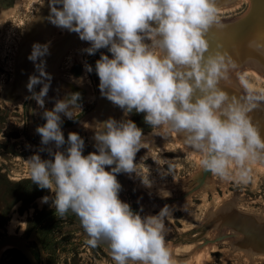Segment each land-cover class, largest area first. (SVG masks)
Instances as JSON below:
<instances>
[{
  "label": "rangeland",
  "instance_id": "obj_1",
  "mask_svg": "<svg viewBox=\"0 0 264 264\" xmlns=\"http://www.w3.org/2000/svg\"><path fill=\"white\" fill-rule=\"evenodd\" d=\"M251 3L254 9L250 12ZM216 5L219 24L206 34L209 48L205 55L224 52L234 65L220 86L229 97L242 99L248 94L241 83L243 77L255 94L264 92V76L249 68L238 76L239 86L233 87L230 82L249 63L264 70V49H256L255 54L247 46L254 39L264 41V0H216ZM49 11V0H0V237L16 234L28 238L39 264H114L102 244L95 248L87 244L88 237L71 212L64 218L51 215L31 234L34 225L54 209L40 202L52 193L31 182L27 160L34 154L52 159L47 150L41 149L57 150L54 144L41 145L35 130L46 123L44 110L79 92L78 104L83 105L73 119L61 114V130L65 140L69 132L83 138V155L96 151L93 136L97 125L110 117L117 121L131 119L143 129L142 149L135 163L140 176L152 181V187H145L135 173H121L117 175L122 185L119 198L141 216L155 215L168 206L163 236L172 264H264V160L247 162L248 183L238 181L235 165L230 167L232 179H221L210 171L204 174L201 154L185 143L182 133L152 129L144 123L143 113L133 111L125 116L122 109L101 95L95 62L102 52L111 58L107 49L89 55L84 49L91 45L83 41L62 54L79 36L75 32L50 44V54L43 57L45 71L52 77L44 108L31 99L26 85L30 75L39 73L27 57L33 43L47 44L51 37H46L57 27L49 21ZM57 29L61 34L62 28ZM251 55L256 58L251 59ZM56 63L58 70H53ZM85 64L93 67L91 73L85 70ZM40 87L37 85L35 91ZM248 117L264 138V103L252 109ZM67 146L59 150L65 151ZM169 165L174 166L171 172ZM106 170L110 168L106 166ZM0 264L30 263L11 245L0 250Z\"/></svg>",
  "mask_w": 264,
  "mask_h": 264
},
{
  "label": "clouds",
  "instance_id": "obj_2",
  "mask_svg": "<svg viewBox=\"0 0 264 264\" xmlns=\"http://www.w3.org/2000/svg\"><path fill=\"white\" fill-rule=\"evenodd\" d=\"M49 9L53 25L90 43L87 54L100 49L111 53L110 58L102 52L95 62L98 87L125 116L143 113L150 128L182 133L185 143L201 154L205 170L228 180L235 165L238 181L249 182L246 164L264 160V138L248 113L264 103V92L255 94L243 77L248 94L242 99L229 97L220 86L234 65L224 52L205 55L206 34L219 24L216 0H49ZM49 54L48 44L33 43L27 57L39 75H30L26 87L42 109L52 80L43 59ZM84 67L93 71L89 64ZM80 99L76 92L57 100L43 111L46 123L35 130L41 145L57 149H41L52 159L34 154L27 160L31 182L52 193L40 202L49 204L56 217L74 214L87 244H105L114 264H172L163 236L168 206L141 216L119 198L117 175L140 176L135 158L142 149L143 129L131 119L110 117L97 125L96 151L83 155V138L69 132L65 140L61 130V114L73 119ZM141 182L152 187L147 176Z\"/></svg>",
  "mask_w": 264,
  "mask_h": 264
},
{
  "label": "bare ground",
  "instance_id": "obj_3",
  "mask_svg": "<svg viewBox=\"0 0 264 264\" xmlns=\"http://www.w3.org/2000/svg\"><path fill=\"white\" fill-rule=\"evenodd\" d=\"M248 1V0H247ZM233 6V5H232ZM231 7V6H230ZM224 8V7H223ZM249 8H250V12H251V10H253L254 9V5L251 3V4H249ZM220 9V8H219ZM261 27V26H260ZM264 28H261V30H263ZM58 30L59 29H57V27L56 28H52L51 29V31H50V33L48 34V36L46 37V38H50L51 37V39L47 42V44L49 45V46H51L50 44H53V43H58V42H60V41H63V40H65L68 36H70V32L68 31V30H66V29H62V33L61 34H59L58 33ZM264 31V30H263ZM44 41V40H43ZM46 41V40H45ZM44 41V42H45ZM66 42V41H65ZM83 41L79 38V36L78 37H76V39L71 43V45H69L66 49H64V51L62 52V54L65 52V50H67L68 48H70V47H74V46H76V45H78V44H81ZM43 44V43H42ZM79 46V45H78ZM247 46H249V48H250V52H254L256 49L258 50V49H260V47L261 48H263L264 49V41H260V40H257V39H254V40H252V41H250V42H248V44H247ZM76 48V47H75ZM252 50V51H251ZM255 54H256V52H254ZM247 55H250V53L249 54H247ZM65 56V55H64ZM254 56L253 55H251V59L253 58ZM254 58H256V57H254ZM250 59V60H251ZM58 63H60V62H58ZM58 63H56L55 65H54V67H53V70H58V68H57V65H58ZM248 66L249 67H244V68H242L243 70H238L237 72H236V75H235V78L233 79V80H230V82L233 84V87H237V86H239V80L241 79H239L238 80V76L240 75V74H242V72H244V70L245 69H248L249 68V70H251V71H254L255 72V74H257V75H263L264 76V70L263 69H260L259 67H257L256 65H253V64H251V63H249L248 64ZM248 71V70H247ZM60 77V76H59ZM229 77V76H228ZM72 79H74V78H72ZM76 79V78H75ZM74 79V80H75ZM65 80H66V78H65ZM80 80V79H79ZM68 81V80H67ZM70 81V80H69ZM85 81V80H84ZM72 82V81H71ZM77 82V81H76ZM79 84V83H78ZM85 89L88 91V93H89V87L88 86H85ZM240 89V88H239ZM237 90H238V88H237ZM242 90H244L243 88H242ZM86 91V92H87ZM246 91V90H245ZM247 92V91H246ZM88 93H87V95H88ZM90 94V93H89ZM87 100V99H86ZM88 102V101H87ZM83 105V104H82ZM82 105H80L79 107H81ZM174 133H176V132H174ZM175 136V135H174ZM176 138V137H175ZM180 138V137H179ZM181 139V138H180ZM177 140H178V138H177ZM181 142V141H180ZM257 161V160H256ZM260 161V160H259ZM263 163V162H262ZM256 164V163H255ZM258 164V163H257ZM260 166V165H259ZM233 167V166H232ZM262 167V166H261ZM260 168V167H259ZM215 184V183H214ZM183 207V206H182ZM7 246H11V245H5L4 247H7ZM3 247V248H4ZM2 248V249H3ZM231 253V252H230ZM246 255V254H245ZM245 259V258H244ZM261 262V261H260Z\"/></svg>",
  "mask_w": 264,
  "mask_h": 264
},
{
  "label": "water",
  "instance_id": "obj_4",
  "mask_svg": "<svg viewBox=\"0 0 264 264\" xmlns=\"http://www.w3.org/2000/svg\"><path fill=\"white\" fill-rule=\"evenodd\" d=\"M204 174L207 173V170L204 169ZM54 214V211L48 213L45 215L38 223L34 225V227L31 230V234L34 235L37 227L41 224L42 221H44L46 218L50 217L51 215ZM28 238L21 237L16 234H8L0 237V250L5 246V245H12L16 246L28 259L30 264H39V259L35 256V254L31 251L27 244ZM105 248L107 246L105 244H102ZM108 249V248H107ZM40 254V258H41Z\"/></svg>",
  "mask_w": 264,
  "mask_h": 264
},
{
  "label": "trees",
  "instance_id": "obj_5",
  "mask_svg": "<svg viewBox=\"0 0 264 264\" xmlns=\"http://www.w3.org/2000/svg\"><path fill=\"white\" fill-rule=\"evenodd\" d=\"M70 213V212H69Z\"/></svg>",
  "mask_w": 264,
  "mask_h": 264
}]
</instances>
